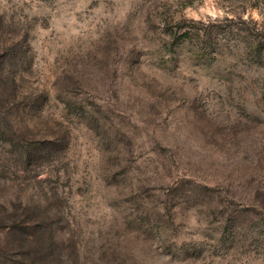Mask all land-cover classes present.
Returning <instances> with one entry per match:
<instances>
[{
  "label": "rangeland",
  "instance_id": "rangeland-1",
  "mask_svg": "<svg viewBox=\"0 0 264 264\" xmlns=\"http://www.w3.org/2000/svg\"><path fill=\"white\" fill-rule=\"evenodd\" d=\"M0 264H264V0H0Z\"/></svg>",
  "mask_w": 264,
  "mask_h": 264
}]
</instances>
